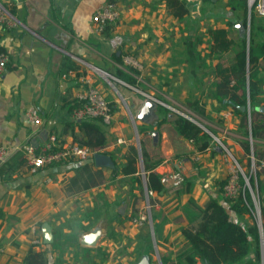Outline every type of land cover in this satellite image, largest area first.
Wrapping results in <instances>:
<instances>
[{
    "label": "crops",
    "instance_id": "obj_1",
    "mask_svg": "<svg viewBox=\"0 0 264 264\" xmlns=\"http://www.w3.org/2000/svg\"><path fill=\"white\" fill-rule=\"evenodd\" d=\"M167 1L0 0L16 22V25L0 23V48L9 58L0 77V146L8 148L7 161H11L9 165L7 161L0 165V245L5 247L0 264H25L30 250H47L50 264H92L91 260L99 261L103 254L107 258L102 264H136L144 255L136 252V246L147 225L138 226L132 220L145 211L146 185L142 174L139 183L134 180L138 174L115 172L117 164L126 163L131 147L135 146L136 130L118 93L103 74L95 73L90 66L118 77L121 72H129L124 56L132 55L142 64L137 76L139 88L189 109L180 100L186 98L190 80L182 81L193 75L184 74L182 65L172 64L179 48L175 46L182 36L205 31L210 26L227 27L235 34L228 22L242 13L227 5L223 15L227 21L212 25L204 17L216 15L215 7L220 0L212 3L185 0L190 10L185 20L172 14ZM110 2L116 4L120 18L116 22L96 21L98 9ZM238 22L234 25L236 29ZM217 64L218 60L208 58L205 71ZM85 76L113 105L115 118L111 125H106L108 143L102 152L113 158L115 166H97L93 158H69L31 171L25 158L27 146L40 151L52 136L56 145L76 143L70 126L76 119L70 106L85 89L81 81ZM166 78L181 92L180 100L168 93ZM217 82L214 74H204L202 89L206 93ZM116 86L136 115L145 97L129 85L116 83ZM202 101L210 118L197 115L199 120L222 138L241 165H251V154L242 146L247 138L248 114L244 121L231 106L216 112L206 95ZM32 106L38 109L41 125L32 123L26 115ZM175 115L170 111L158 114L157 108L149 121L139 120L137 124L140 147L149 163L159 161L154 171L165 183L164 192L153 193L152 204L158 252L161 258L169 257L170 264H174L184 246L182 230L189 224L188 215L198 212L195 205L204 207L212 196L219 195L217 182L225 180L233 166L230 156L208 136L190 139L178 134L173 126ZM248 131L249 139L251 127ZM75 132L81 135L78 128ZM118 139L124 142L118 143ZM255 142L257 157L264 158V136ZM85 163L90 164L92 171L101 172V178L87 188L76 186L68 192L78 169ZM255 182L258 189L257 179ZM87 210L95 212L91 216L94 222L89 225L83 219V224L89 227L82 230L78 220ZM250 214L240 218L232 213V217L251 224ZM99 223L104 224L105 233L100 244L82 245L81 235ZM35 224L36 233L32 230ZM46 225L54 236L51 244L44 242ZM59 228L64 233H73L77 244L67 242L54 247ZM36 235L42 238L41 245L33 243ZM150 258L151 264H156L153 254Z\"/></svg>",
    "mask_w": 264,
    "mask_h": 264
},
{
    "label": "trees",
    "instance_id": "obj_2",
    "mask_svg": "<svg viewBox=\"0 0 264 264\" xmlns=\"http://www.w3.org/2000/svg\"><path fill=\"white\" fill-rule=\"evenodd\" d=\"M214 0H204L213 2ZM168 7L172 14L181 20L190 13L185 0H168ZM230 6L234 11L241 10L237 19L229 21L228 24L235 29V34L229 28L210 26L205 31L196 34L189 33L182 36L175 48V58L172 60L174 66H183L184 74H192L186 98L181 99V92L171 86V79H164V85L168 86V93L172 94L187 106L193 113L202 118H210L206 114V103L202 101L203 95L211 101L213 111L219 112L228 106L245 118L247 111H242L240 106H261L264 105V18L252 14L250 20V40L249 44L246 36L240 33L239 29L234 28L236 22L247 19V0H232ZM190 23V22H189ZM194 29H197L196 25ZM207 47H203V44ZM7 54L0 48V55ZM218 60L216 66L207 69V59ZM129 72H121L118 77L127 82L137 85L139 70L128 67ZM212 73L218 78L219 82L214 83L206 93L202 89L204 74ZM82 105V101L75 100L70 106L73 112ZM169 110L164 106H158V114L168 113ZM173 126L177 133L185 138L198 139L206 135L212 139L200 125L194 121L176 114ZM264 114L252 111L251 135L257 139L264 136V121L261 119ZM73 130L74 141L80 145L87 146L93 151L102 152L103 147L108 143L106 124L101 118L90 117L74 120L70 125ZM78 128L81 135L75 132ZM141 131V128H140ZM213 132H215L212 129ZM246 139L242 141V146L246 153H252V143L248 139L249 131H246ZM207 143L204 145L206 148ZM254 145V143H253ZM255 152V151H254ZM255 156L256 152L254 153ZM144 158V170L146 172L147 186L153 192L162 193L165 191V183L162 176L154 169L159 161L149 163L147 154L142 148ZM7 161L6 164H10ZM116 173L134 176L135 181L141 182V168L139 155L136 146L131 147V152L127 156L126 163L115 168ZM264 172H258V194L260 198V208L263 215L264 227ZM101 172H94L90 169V164L85 163L78 169L77 176L72 181V186L68 192L78 186L87 188L95 184L101 178ZM264 177V175H263ZM244 180L242 179V182ZM227 179L218 181L219 195L212 196L204 207L195 205L197 213L189 214V224L184 227L182 233L185 237L184 246L178 251L174 264H262L261 242L259 227L256 223L247 224L242 220H235L232 213H236L240 218L247 213H252L254 204L249 193L244 196L240 193L236 198L229 199L224 195V187ZM95 211V209H94ZM92 210H87L83 217L78 220L82 230L88 229L94 222L91 216L95 214ZM89 225H84L82 220ZM91 219V220H90ZM88 220V221H87ZM154 220V217H153ZM154 233L156 237L157 226L154 220ZM150 230H146L138 237L136 252L141 254L154 253ZM76 243L73 233L67 234L63 229H56V241L54 247H60L63 243ZM77 244V243H76ZM47 250H30L25 258V264H50ZM103 254L101 260H91L92 264H102L106 260ZM162 264H170L169 257H162Z\"/></svg>",
    "mask_w": 264,
    "mask_h": 264
},
{
    "label": "built area",
    "instance_id": "obj_3",
    "mask_svg": "<svg viewBox=\"0 0 264 264\" xmlns=\"http://www.w3.org/2000/svg\"><path fill=\"white\" fill-rule=\"evenodd\" d=\"M247 5L249 7L250 16L252 15V13H254L257 16L264 18V0H247ZM119 18H120V12L117 9L116 4L113 2L102 5L98 9L95 15V20L102 23L116 22ZM0 23L2 24L9 23L16 25V22L12 19V16L9 13V11L1 4H0ZM8 59L9 58L7 54L0 55V77L4 74L6 70ZM124 64L128 67H132L137 70H140L142 68V64L138 60H136L132 55H128V54L124 56ZM90 67L95 73L97 72L99 74L100 73L103 74L107 79V81L110 83V85L114 88V90L118 94H120V91L118 90L116 83L129 85L132 89L136 90L141 95H143L145 99H152L158 105L167 108L170 112L187 117L188 119L200 125L208 134H210L213 137V141L216 142L226 152V154L230 156V158L232 159L231 163L234 162V164L232 163L233 164L232 169L228 177L226 178L227 183L224 187L225 197L229 199H234L240 193H242L244 196H246V193H249L250 196L252 195V197H254V192L251 188L250 180L246 175V173L244 172L240 162L235 158V156L232 154V152L227 147V145L222 140V138L214 135L202 123V121L199 120L198 116L195 113H193L191 110L185 108L182 105L166 102L163 99L157 97L156 95L142 90L137 85L127 84L120 78L115 77L105 71H102L97 67H93V66ZM81 81L85 89L82 91V93H80V95H78V99L82 101V105L73 111L74 119L80 120L84 118L96 117V118H101L106 125H111L115 118V113L113 110L112 103L106 98V96L100 91V89L96 85H94V83L91 81V78H89V76L82 77ZM26 115L28 119L36 125H41L43 122L36 107L32 106L28 108L26 111ZM130 115L133 123L135 124L136 123L135 114L132 111H130ZM134 126L137 129V126L136 125ZM136 132L137 134H139L138 130H136ZM249 140L252 143V153L250 155L252 160V170L255 173L262 172L264 171V158H258L255 156L253 152L254 141L252 135H250ZM123 142H124L123 139H118V143H123ZM97 152L100 151L98 150L93 151L89 147L80 145L78 143H72L63 146L56 145V138L52 136L49 142H47L41 148L40 151H37V149L34 146L31 145L27 146L25 149V156H26L25 158L31 171L35 172L38 169L45 166L46 164H52V163L64 161L69 158H79L83 160H86L88 158H93L95 153ZM8 157H9L8 148L6 146H0V165L5 161H7ZM141 174L143 176L144 183L146 185L147 205L145 207L146 210L141 215L134 218L132 221L134 222V224L138 226H142L144 224L148 225L152 235L155 237L154 220L152 215L153 207H154L152 204V196L154 192L150 190L147 186V178H146V172L144 170V166L142 167ZM242 179L244 180L243 182ZM252 213H254V210H252ZM32 230L36 233L38 231V226L36 224L33 225ZM33 243L35 245H41L42 238L36 235L33 238ZM154 247L158 252L156 237L154 239ZM4 251H5V247L0 245V255L4 253Z\"/></svg>",
    "mask_w": 264,
    "mask_h": 264
},
{
    "label": "rangeland",
    "instance_id": "obj_4",
    "mask_svg": "<svg viewBox=\"0 0 264 264\" xmlns=\"http://www.w3.org/2000/svg\"><path fill=\"white\" fill-rule=\"evenodd\" d=\"M231 1L232 0H220L219 3H218V5H217V7H215L216 8V10H215L216 15L211 16V17L210 16L209 17L208 16H205L204 17V21L206 23L208 21H210L212 25L213 24H217V22H219V21H223L225 23L227 20L224 19L223 15L225 13L226 6L227 5H230ZM246 12H247V14H246L247 15V19H246L245 22H243V24L245 26V29L247 30L246 40H247V42L249 44V40H250V24H251L250 23V20H251V16L252 15L250 16L248 5H247ZM252 14H254V13H252ZM199 21H200V19L198 20V22ZM118 96H119L121 105L124 107V110L127 113L126 115L132 121V118H131V115H130L131 109L129 108V105L127 103V100L125 99V97L122 96L121 93L118 94ZM135 117H136V115H135ZM261 119H263L262 121H264V116L261 117ZM138 121L139 120L137 118H136V123L135 124L132 121L133 125H136L137 126ZM251 122H252V117L251 116L250 117L248 116L247 119H246V127H247L248 130L251 127ZM134 128H135V126H134ZM135 130H137V129L135 128ZM138 139H140V134H137V132H136V136H135V139L133 140V142L135 143V146L137 147V150H138L139 164H140V168H141V171H142V167L144 166V158H143V155H142V149L139 146ZM212 139H213V137H212ZM253 143H254L253 148H254V150L256 152V142L254 141ZM235 158H236V156H235ZM261 158H263V157H261ZM237 160L240 161L239 159H237ZM232 163L234 164V162H232ZM242 166L244 168L243 169L244 172L246 173V175L248 176V178L250 180L251 188H252V190L254 192V197H252V195H251V198H252V201H253V204H254V209H253L254 210V213H251L250 214V222H251V224L252 223H256L258 226H260L259 232L261 230L262 231L261 233L263 234V237H264L263 215H262L261 208H260V198H259L258 190H257V188L255 186L256 185L255 179H256L257 173H255L252 170V163H251V165H245V164H243ZM142 178H143V176H142ZM143 182H144V179H143ZM144 205H145V207L147 205L146 198L144 199ZM152 215H153V213H152ZM145 227H146V224H145ZM143 229H144V231L150 230V228H149L148 225H147V228H143ZM150 232H151V230H150ZM151 237H152V244H153V247H154V239H155V237L152 234H151ZM261 254H262V250H261ZM153 256H154L153 261H156V264H162V260L160 259L161 256H160L159 252H157V250H156L155 247H154Z\"/></svg>",
    "mask_w": 264,
    "mask_h": 264
},
{
    "label": "water",
    "instance_id": "obj_5",
    "mask_svg": "<svg viewBox=\"0 0 264 264\" xmlns=\"http://www.w3.org/2000/svg\"><path fill=\"white\" fill-rule=\"evenodd\" d=\"M237 27L240 30V33L244 36H247V30L245 29V26L243 22H238ZM158 104L153 101L152 99H146L141 109L136 114V118L140 121H149L154 115L158 108ZM240 109L242 111H247L248 116H251L252 111H257L262 114H264V105L261 106H240ZM159 132L155 131L154 135L158 136ZM95 163L97 166L101 167H114L115 162L113 158L103 152H97L95 153L93 157ZM260 228V226H258ZM260 230V242H261V250H262V264H264V237ZM104 224L99 223L96 225L93 229H91L89 232L81 235L80 237V243L84 246H90L95 247L100 244L101 239L104 237ZM54 241V236L51 232V229L49 226H45L44 228V242L46 244H51ZM136 264H151V258L149 254H144L142 258L136 263Z\"/></svg>",
    "mask_w": 264,
    "mask_h": 264
}]
</instances>
